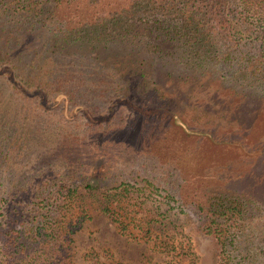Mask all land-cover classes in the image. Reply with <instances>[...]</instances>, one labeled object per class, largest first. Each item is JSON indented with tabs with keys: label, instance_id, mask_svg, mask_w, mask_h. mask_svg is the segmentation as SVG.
I'll list each match as a JSON object with an SVG mask.
<instances>
[{
	"label": "trees",
	"instance_id": "obj_1",
	"mask_svg": "<svg viewBox=\"0 0 264 264\" xmlns=\"http://www.w3.org/2000/svg\"><path fill=\"white\" fill-rule=\"evenodd\" d=\"M168 20L180 22L168 24ZM240 35L249 41H242ZM1 47H14L16 58L27 57L30 81H51L55 86L51 92L63 88L60 84L69 87L71 81H79L68 92L78 88L82 93L79 86L85 76L97 81L93 91L99 100L115 95L137 99L153 110L169 108L180 120L175 123L180 126L177 140L195 133V125L200 124L209 126L212 142H225L219 134L227 128L238 130V140L251 144L246 130H256L252 111L258 112L264 100V0H0ZM104 52L109 56H102ZM118 54L120 61L139 64L96 65L86 73L79 71L80 66H68L67 56L93 64ZM56 57L68 61L55 64ZM40 61L46 64L44 69L35 67ZM173 81L187 83L183 85L189 99L186 108L177 104L182 84ZM222 97H234L235 106ZM255 102L257 107L250 109ZM243 103L249 104L247 110L240 109ZM207 104H217L216 111ZM87 107L96 110L98 105L89 102ZM246 117L250 122L244 121ZM190 121L195 124L190 126ZM57 144L45 160L31 165L24 160L6 163L10 170L0 176V264H72L67 253L69 223L58 208L71 213L83 206L81 197L86 196L79 186L88 189V196L125 233L135 227L147 238L172 231L175 221L166 212L142 214L131 227V213L118 207L127 199L129 184L119 181L111 187L92 182L84 173L91 168L92 152L85 154L88 160L78 161L76 144ZM1 154L8 157L6 151ZM59 164L69 174L54 169ZM22 168H28L26 179L11 177ZM170 176L159 180L172 186L182 172L173 169ZM218 188L208 208L201 204L196 213L200 226L218 242L216 264H264L255 252L251 255L253 245L244 249L239 245L244 233L240 223L255 202L239 186ZM123 215L128 221L120 219Z\"/></svg>",
	"mask_w": 264,
	"mask_h": 264
},
{
	"label": "rangeland",
	"instance_id": "obj_2",
	"mask_svg": "<svg viewBox=\"0 0 264 264\" xmlns=\"http://www.w3.org/2000/svg\"><path fill=\"white\" fill-rule=\"evenodd\" d=\"M173 21L167 23L178 25L180 22ZM236 28L239 30L238 26ZM240 37L242 41H249L245 35ZM119 55L93 64L83 60L77 63L67 56L68 66H80L83 69L79 71L86 73L89 67L96 65L133 67L139 64L138 61L127 62L125 58L120 61ZM17 56L14 47L0 48V176L10 170L7 162L24 160L31 165L45 160L58 142H73L77 145L76 160L86 161L85 154L92 152L91 168L84 172L92 182H107L111 187L119 181L129 184L127 199L118 207H125L124 211L131 213V227L142 214L152 216L166 212L175 221L172 231L158 236L145 238L135 227L125 233L88 196V189L79 186L82 196H86L81 197L83 206L74 208L71 213L58 208V214L69 223L71 242L67 253L72 264H216L218 242L213 233L200 226L201 219L196 213L201 204L208 208L219 185L233 189L239 186L255 202L252 211L249 209L240 223L244 233L239 236V245L241 249L244 245L245 248L253 245H250L251 255L255 252L264 262V252L259 251L264 249V100L258 112L252 111L256 130H246L251 144L240 142L238 130L227 128L219 134L225 142H212L214 134L209 126L200 124L195 125V133L177 140L176 130L180 126L175 123L180 120L173 118L169 108L153 110L139 104L137 99L115 95L99 100L93 91L97 81L85 76H81L79 86L82 93L78 88L68 92L79 81H71L69 87L60 84L63 88L51 92L55 87L51 81L49 84L30 81L27 57ZM102 56L109 55L104 52ZM61 59L54 58V63L59 64ZM40 62L35 67L44 69L46 64ZM181 82L173 81L182 84L183 94L179 95L181 101L177 104L186 108L189 99L184 95L183 85L187 83ZM222 98L227 102L233 100L235 106L234 97ZM89 102L98 105L96 110L88 109ZM207 105L215 111L218 106ZM248 107L247 103L240 105L242 111ZM255 107L256 102L251 103L250 109ZM247 117L244 118L246 123L250 122ZM27 148L29 150H25ZM1 151L8 152V157ZM153 164H157L156 168ZM58 166L60 168L54 169L69 174L64 166ZM173 169L181 170L182 177L172 186L163 184L159 179L170 180ZM28 172V168H22L11 173V177L23 180ZM120 219L128 221L126 215Z\"/></svg>",
	"mask_w": 264,
	"mask_h": 264
}]
</instances>
